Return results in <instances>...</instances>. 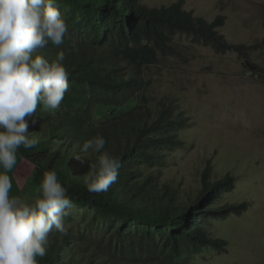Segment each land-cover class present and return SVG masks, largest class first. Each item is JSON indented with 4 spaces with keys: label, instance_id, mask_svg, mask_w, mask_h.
I'll list each match as a JSON object with an SVG mask.
<instances>
[{
    "label": "trees",
    "instance_id": "1",
    "mask_svg": "<svg viewBox=\"0 0 264 264\" xmlns=\"http://www.w3.org/2000/svg\"><path fill=\"white\" fill-rule=\"evenodd\" d=\"M57 3L68 34L62 45L49 44L40 54L53 59L65 52L69 91L58 109L38 107L37 114L26 118L29 135L39 143L21 147L8 173L19 179L26 171L22 193L30 180L39 196L44 173L54 170L74 204L76 211L65 217L67 235L54 229L41 259L48 264H191L208 250L225 251L226 243L214 238L211 228L214 221L247 210L246 202L225 200L238 176L227 172L214 177L207 164L197 173L199 186L193 193L161 180L170 155L183 147L180 131L187 120L168 99L149 102L144 72L172 55L178 35L219 54L246 57L247 47L224 41L217 30L224 17L207 23L186 12L182 1L161 8L139 0ZM122 63L131 65L132 74L120 68ZM245 67L256 69L249 62ZM97 135L106 140L104 150L121 161L117 182L104 193H90L83 182L100 153L80 149ZM77 154L84 163L74 159ZM22 193V199L34 202Z\"/></svg>",
    "mask_w": 264,
    "mask_h": 264
},
{
    "label": "rangeland",
    "instance_id": "2",
    "mask_svg": "<svg viewBox=\"0 0 264 264\" xmlns=\"http://www.w3.org/2000/svg\"><path fill=\"white\" fill-rule=\"evenodd\" d=\"M139 1L148 8L182 1L186 12L207 23L224 17L217 29L224 41L247 47L246 57L219 54L178 35L172 55L145 69L144 94L152 105L173 102L187 120L180 131L183 147L172 152L161 180L193 193L199 186L197 173L210 164L214 177L227 172L238 176L225 200L248 204L242 215L213 222V237L223 239L225 251L208 250L191 264H264V0ZM248 62L256 69L245 67ZM120 68L132 74L131 65ZM26 174L10 177V196L20 197ZM33 185L29 180L23 190L30 201L38 198ZM37 264L48 263L37 258Z\"/></svg>",
    "mask_w": 264,
    "mask_h": 264
},
{
    "label": "clouds",
    "instance_id": "3",
    "mask_svg": "<svg viewBox=\"0 0 264 264\" xmlns=\"http://www.w3.org/2000/svg\"><path fill=\"white\" fill-rule=\"evenodd\" d=\"M67 34L57 0H0V264H37V257L47 254L54 229L67 235L65 217L74 204L57 173H44L32 203L10 196L8 175L18 150L39 143L29 135L26 118L37 114L38 107L45 112L58 109L69 91L65 52L53 59L40 54L49 44L62 45ZM105 145V138L97 135L80 149L100 153L83 179L90 193L107 192L119 177L121 161ZM74 159L84 163L79 154Z\"/></svg>",
    "mask_w": 264,
    "mask_h": 264
}]
</instances>
